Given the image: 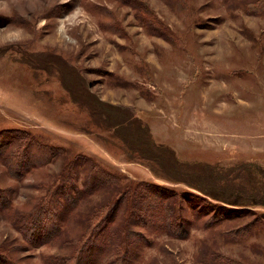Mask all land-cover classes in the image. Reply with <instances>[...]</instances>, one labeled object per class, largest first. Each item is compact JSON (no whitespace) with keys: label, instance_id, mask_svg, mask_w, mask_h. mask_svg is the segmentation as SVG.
I'll use <instances>...</instances> for the list:
<instances>
[{"label":"rangeland","instance_id":"1","mask_svg":"<svg viewBox=\"0 0 264 264\" xmlns=\"http://www.w3.org/2000/svg\"><path fill=\"white\" fill-rule=\"evenodd\" d=\"M232 1L0 0V139L26 131L93 158L124 184L201 195L132 158L109 126L74 99L77 91L86 103L95 96L133 108L181 159L264 167V13ZM62 162L20 176L0 160V264H46L70 253L60 238L46 240L19 220L47 193ZM102 199L96 194L79 209ZM209 200L218 213L184 211L186 236L144 230L133 264H223L224 257L264 264V207ZM225 207L237 209L235 216H222ZM81 217L71 218L68 229L74 232Z\"/></svg>","mask_w":264,"mask_h":264},{"label":"trees","instance_id":"2","mask_svg":"<svg viewBox=\"0 0 264 264\" xmlns=\"http://www.w3.org/2000/svg\"><path fill=\"white\" fill-rule=\"evenodd\" d=\"M235 5L264 13V0H240V4L232 1L231 6ZM78 93L72 92L77 95L74 99L87 107L95 121L109 126L132 158L152 166L158 176L185 183L201 195L177 192L152 182H140L134 187L124 184L121 175L89 156L71 155L64 146L45 144L29 132L14 130L6 142L0 139V160L20 176L22 171L63 160L62 168L46 187L47 193L30 210L19 212V220L27 229L42 232L46 240L60 238L62 247L70 248L69 254L52 255L46 264H133V247L136 241L145 239L144 230H168L170 234L186 236L190 222L184 211L191 210L198 216L213 210L218 213V205H212L209 199L234 206L264 207V167L259 162L223 167L181 159L173 147L155 139L149 125L133 108L109 104L93 95L94 102L86 103ZM98 107H107V112H100ZM177 193L181 195L180 204L173 201ZM96 194L103 195L102 201L81 211V204ZM236 212L226 207L221 210L226 217ZM73 215L82 216L74 232L67 227ZM222 260L223 264H232L226 257Z\"/></svg>","mask_w":264,"mask_h":264}]
</instances>
